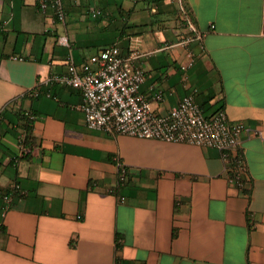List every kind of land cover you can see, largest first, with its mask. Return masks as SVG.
I'll list each match as a JSON object with an SVG mask.
<instances>
[{
    "label": "crops",
    "instance_id": "obj_1",
    "mask_svg": "<svg viewBox=\"0 0 264 264\" xmlns=\"http://www.w3.org/2000/svg\"><path fill=\"white\" fill-rule=\"evenodd\" d=\"M63 4L61 22L0 0V264H264V0ZM112 45L143 53L158 112L192 94L245 124L243 186L214 147L88 126L81 92L50 77Z\"/></svg>",
    "mask_w": 264,
    "mask_h": 264
},
{
    "label": "built area",
    "instance_id": "obj_2",
    "mask_svg": "<svg viewBox=\"0 0 264 264\" xmlns=\"http://www.w3.org/2000/svg\"><path fill=\"white\" fill-rule=\"evenodd\" d=\"M39 1L42 10L54 8L58 20L65 21L63 0ZM189 26L195 32L194 25L189 23ZM59 41L68 44L69 38L63 35ZM142 55L136 49L125 55L118 45L108 46L82 64L70 62L66 73L54 74L50 79L81 92L82 101L78 107L90 128L214 147L225 157L227 168L234 171L236 164L242 161L238 147L245 124L230 121L224 109L205 115L192 94L184 96L168 111L158 112L162 92L150 97L140 91L146 74L136 61ZM236 171L230 175V180L243 186L244 180ZM127 177V169L120 163V182L124 183ZM4 197L9 199V195Z\"/></svg>",
    "mask_w": 264,
    "mask_h": 264
},
{
    "label": "trees",
    "instance_id": "obj_3",
    "mask_svg": "<svg viewBox=\"0 0 264 264\" xmlns=\"http://www.w3.org/2000/svg\"><path fill=\"white\" fill-rule=\"evenodd\" d=\"M25 139L24 143L27 145H33L35 143L33 132H32V127L29 123H26L25 126Z\"/></svg>",
    "mask_w": 264,
    "mask_h": 264
}]
</instances>
